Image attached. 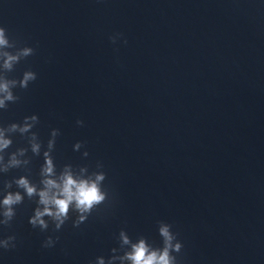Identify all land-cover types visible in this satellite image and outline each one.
Segmentation results:
<instances>
[{"label": "clouds", "instance_id": "9594fccd", "mask_svg": "<svg viewBox=\"0 0 264 264\" xmlns=\"http://www.w3.org/2000/svg\"><path fill=\"white\" fill-rule=\"evenodd\" d=\"M120 35V34H117ZM115 43L116 37H110ZM127 41L125 40V43ZM16 48L14 41H10L6 29L0 26V109H7L9 103H15L19 97L13 92V89L19 86L26 89L30 82L35 81L37 75L31 70L23 73L22 79H9L7 73L14 69V66L23 58L34 54L32 47L17 48L15 52L9 49ZM38 123L36 115L24 117L22 123H10L7 126H0V172H8L10 169L20 168L21 165L28 164V160H21L28 151L21 147L11 152L5 163L4 152L13 144L11 134L19 133L21 136L27 134L28 144L31 152L35 155L41 153V142L38 135L32 131ZM77 125L83 126L82 120L76 121ZM59 135L58 129H53L51 138L47 143V150L44 151V164L41 167V187H37L30 182L27 176H20L13 181L4 182V189H11L13 183L21 191H6L0 199V226H10L16 215L15 208L20 205L25 196L29 199L38 197L37 207L33 215L29 218V224L33 228H39L42 232L49 229V221L54 225V231H59L65 222L69 219V212L75 211L78 216L73 221L74 227L85 222L94 208L106 200L107 193L102 190V182L105 180L103 171L93 172L90 177L75 176L68 168L57 177L55 165L51 152L55 145V139ZM75 147H81L77 142ZM87 155V153H85ZM47 217L48 219H45ZM172 226L165 222L159 223V235L163 238L162 248H152L145 239L141 238L136 243H132L125 232L121 231L120 238L124 245L131 246V250L126 252L121 260H127L130 264H178L177 257L173 253H180L183 244L177 239V234L171 230ZM59 237L48 236L43 247L52 248L55 246ZM16 237L9 235L0 239V249L10 250L15 248ZM115 251V249H113ZM116 259V257H113ZM99 264H104V260L99 259Z\"/></svg>", "mask_w": 264, "mask_h": 264}]
</instances>
